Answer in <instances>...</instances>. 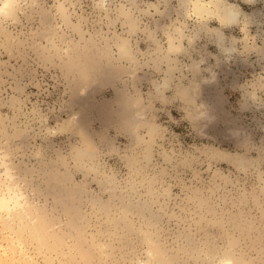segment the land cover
<instances>
[{"label":"rangeland","instance_id":"obj_1","mask_svg":"<svg viewBox=\"0 0 264 264\" xmlns=\"http://www.w3.org/2000/svg\"><path fill=\"white\" fill-rule=\"evenodd\" d=\"M195 1L39 0L0 28V264H135L146 235L156 264H264V0L229 27Z\"/></svg>","mask_w":264,"mask_h":264},{"label":"clouds","instance_id":"obj_2","mask_svg":"<svg viewBox=\"0 0 264 264\" xmlns=\"http://www.w3.org/2000/svg\"><path fill=\"white\" fill-rule=\"evenodd\" d=\"M39 0H0V28L4 26L16 25L20 18L26 14L29 7H34ZM255 0H243L245 4H252ZM195 15L202 20L216 19L221 26H233L240 22L245 14L240 4L228 0H212L210 3H202L195 6ZM169 43L172 39L169 37ZM121 61L130 62L127 57H122ZM3 156L0 154V162ZM25 201H21L23 205ZM12 210V205L9 204ZM4 212V201L0 197V214ZM158 250L155 237L152 235L144 236V250L140 257L135 260V264H156ZM197 264H239V259L235 254V246L229 243L220 252H212L207 247L202 246L196 250Z\"/></svg>","mask_w":264,"mask_h":264},{"label":"bare ground","instance_id":"obj_3","mask_svg":"<svg viewBox=\"0 0 264 264\" xmlns=\"http://www.w3.org/2000/svg\"><path fill=\"white\" fill-rule=\"evenodd\" d=\"M210 2H212V0H196L195 2H194V9H195V6L196 5H198V4H202V3H210ZM194 9H193V11H194ZM62 10V9H61ZM195 14V13H194ZM65 17V16H64ZM66 19V18H65ZM67 20V19H66ZM205 21V20H204ZM207 21V20H206ZM223 27H229V26H223ZM171 39H172V44L169 46V54L170 53H180L181 51H182V41H183V39H184V34H183V32H182V30H178L177 31V36L176 37H171ZM190 42V41H189ZM119 53H120V57L122 58V57H127L128 58V60L132 63V61L134 60L133 59V57H132V54H131V52L129 51V49H128V47L126 46V45H121L120 47H119ZM226 51L228 52L229 51V49L227 50V48H226ZM225 51V52H226ZM65 52H71L70 51V49H68L67 51H65ZM74 56H76V55H74ZM74 56H68V58H69V60H75V57ZM168 57V56H167ZM168 59V58H167ZM171 71H173V68H170V72ZM137 103H138V101H137ZM135 105V104H134ZM136 106V105H135ZM38 214H39V212H38Z\"/></svg>","mask_w":264,"mask_h":264}]
</instances>
